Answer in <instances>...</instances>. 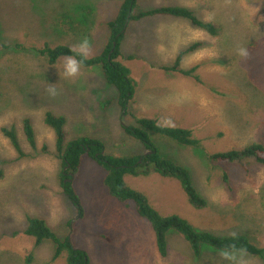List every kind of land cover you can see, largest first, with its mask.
I'll use <instances>...</instances> for the list:
<instances>
[{
    "label": "rangeland",
    "instance_id": "1",
    "mask_svg": "<svg viewBox=\"0 0 264 264\" xmlns=\"http://www.w3.org/2000/svg\"><path fill=\"white\" fill-rule=\"evenodd\" d=\"M121 3L0 0V264H66L65 256L51 261L52 243L36 247L24 234L27 217L43 220L60 239L69 238L74 249L86 252L89 264H221L217 250L207 246L194 257L174 231L167 234V255L160 257L149 223L133 204L126 206L108 194L103 171L86 156L72 179L81 202L80 217L60 186L62 167L54 134L44 124L45 113L65 118V143L97 139L104 153L113 157L146 154L122 129L136 126L139 119L190 130L198 148L154 134L150 138L162 155L190 172L206 201L204 209L190 206L176 182L156 175L126 177V184L144 194L163 216L177 214L196 231L215 236L245 235L264 250V167L253 162L213 165L207 158L253 143L264 145V0H137L134 12L189 8L218 34L210 36L171 17L130 22L119 59L136 84L126 115L117 105V90L106 84L99 68L81 67L78 75L66 77L62 58L51 66L37 52L45 45L72 49L87 38V58L99 55L108 36L107 23ZM197 42L201 48L186 55L181 68L198 66L201 84L162 70ZM241 47L246 56L238 55ZM25 119L34 130V149L24 134ZM2 128L15 129L24 158L18 159ZM246 259L248 264H264V257Z\"/></svg>",
    "mask_w": 264,
    "mask_h": 264
},
{
    "label": "trees",
    "instance_id": "2",
    "mask_svg": "<svg viewBox=\"0 0 264 264\" xmlns=\"http://www.w3.org/2000/svg\"><path fill=\"white\" fill-rule=\"evenodd\" d=\"M137 0H122L116 16L107 23L108 36L101 53L92 58H87L83 62L82 68L97 67L101 70L104 81L109 86L114 87L118 92L117 105L123 114H127L128 106L135 93V82L130 77L129 70L124 67L119 59L122 57L121 44L127 26L130 22L142 19L162 16L182 19L188 21L195 28L201 29L210 36H217L218 30L210 23L200 21L195 13L184 7H161L149 11L134 12ZM202 44L197 42L181 50L176 56L171 66L163 67L162 70L174 72L185 78L193 79L197 84H201L199 76L196 75L198 66L183 70L181 62L183 58L201 48ZM19 48V46H16ZM71 48L67 46L49 47L45 45L37 52L45 57L47 63L55 65L59 59L68 54ZM109 104V103H106ZM44 124L50 128L54 134L56 158L61 163V173L59 176L60 186L63 193L70 202L77 208L79 216H82L80 199L73 188L71 176H76L84 156L92 159L103 171V186L108 194L118 202L126 206L133 204L138 216L149 223L154 233L155 245L158 255H167V234L170 231L178 233L188 244L193 256L199 258L204 246L219 250L228 243H235L237 247H243L248 256L262 259L264 257L263 248L252 243L245 235H237V239L232 241L230 237L215 236L210 233L198 232L183 217L172 214L163 216L159 214L149 203L147 197L141 192L130 188L126 182V177H149L156 175L163 180L176 182L190 206L196 210L206 207V201L196 190L190 172L174 160L162 155L151 140L150 134L167 138L176 144L198 148L199 142L192 137V132L182 128H169L158 124L155 119H139L136 126H124V133L141 144L146 154L129 155L124 157H113L104 153L103 144L97 140L87 137L78 138L65 143L66 120L62 116L52 113H45ZM23 130L28 144L32 149L35 145V135L29 119L23 121ZM3 136L8 139L11 146L18 154V159L24 158L25 154L20 148L17 134L14 128H2ZM208 161L213 164H246L253 162L264 167V145L253 143L240 150H231L222 153H215L207 156ZM223 179L227 182V175ZM27 228L24 234L34 239V244L39 247L43 242H50L54 246V253L51 261H55L61 256L66 257V264H89L85 251L74 249L69 238L64 240L58 238L46 225L38 218L27 217ZM30 258L28 259V262Z\"/></svg>",
    "mask_w": 264,
    "mask_h": 264
},
{
    "label": "clouds",
    "instance_id": "3",
    "mask_svg": "<svg viewBox=\"0 0 264 264\" xmlns=\"http://www.w3.org/2000/svg\"><path fill=\"white\" fill-rule=\"evenodd\" d=\"M69 51L74 54H68L62 57L63 63L61 65V71L66 77H74L79 74L84 60L87 59L89 55V40L87 38H82ZM238 55L242 57L246 56V49L242 47L239 48ZM49 92L52 95L56 94L54 88H50ZM229 237L232 241H235L237 239V234L235 232L229 233ZM216 255L219 257L221 264H248L246 250L243 247H237L235 243L226 244L216 252Z\"/></svg>",
    "mask_w": 264,
    "mask_h": 264
},
{
    "label": "crops",
    "instance_id": "4",
    "mask_svg": "<svg viewBox=\"0 0 264 264\" xmlns=\"http://www.w3.org/2000/svg\"><path fill=\"white\" fill-rule=\"evenodd\" d=\"M189 9V8H188ZM170 18V17H169ZM182 26V25H181ZM179 28H181V27H179ZM175 30H176V32H177V34L179 33V29L177 30L176 28H175ZM181 35H180V33H179V37H180ZM183 37V36H182ZM181 38V37H180ZM177 56V55H176ZM176 58V57H175ZM175 58H174V60H175Z\"/></svg>",
    "mask_w": 264,
    "mask_h": 264
},
{
    "label": "water",
    "instance_id": "5",
    "mask_svg": "<svg viewBox=\"0 0 264 264\" xmlns=\"http://www.w3.org/2000/svg\"><path fill=\"white\" fill-rule=\"evenodd\" d=\"M73 178H74V176L72 175V176H71V180H70V181H72V179H73Z\"/></svg>",
    "mask_w": 264,
    "mask_h": 264
}]
</instances>
